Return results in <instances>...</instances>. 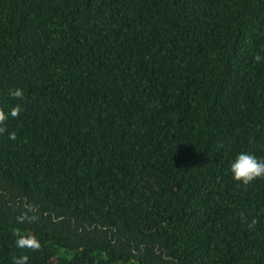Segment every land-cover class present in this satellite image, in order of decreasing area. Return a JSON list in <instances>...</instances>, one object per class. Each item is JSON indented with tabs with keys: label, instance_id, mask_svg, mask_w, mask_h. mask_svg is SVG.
Segmentation results:
<instances>
[{
	"label": "trees",
	"instance_id": "16d2710c",
	"mask_svg": "<svg viewBox=\"0 0 264 264\" xmlns=\"http://www.w3.org/2000/svg\"><path fill=\"white\" fill-rule=\"evenodd\" d=\"M256 55L264 0H0V264H264Z\"/></svg>",
	"mask_w": 264,
	"mask_h": 264
},
{
	"label": "clouds",
	"instance_id": "9594fccd",
	"mask_svg": "<svg viewBox=\"0 0 264 264\" xmlns=\"http://www.w3.org/2000/svg\"><path fill=\"white\" fill-rule=\"evenodd\" d=\"M254 59L259 62L264 60V57L256 55ZM14 94L20 95L19 91ZM11 115L15 116L16 112L13 111ZM6 118L4 113H0V122ZM230 172L233 180L248 185L258 178H264V161H259L252 154L242 152L232 161Z\"/></svg>",
	"mask_w": 264,
	"mask_h": 264
}]
</instances>
